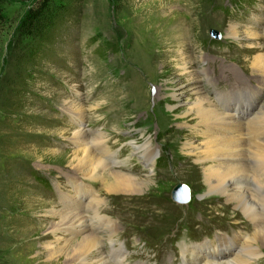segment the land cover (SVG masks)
Instances as JSON below:
<instances>
[{"label": "rangeland", "instance_id": "obj_1", "mask_svg": "<svg viewBox=\"0 0 264 264\" xmlns=\"http://www.w3.org/2000/svg\"><path fill=\"white\" fill-rule=\"evenodd\" d=\"M67 2L68 13L40 55L24 59L14 45L30 2L1 6L0 264L65 263L64 255L48 262L45 246L54 241L52 212L74 199L80 211L88 201L72 185L102 200L99 215L116 224L114 241L127 256L119 253L121 264H182L181 247L206 254L237 249L253 225L223 198L208 195L202 170L208 163L198 164L182 147L200 141L190 127L196 120L182 119L187 105L170 96L188 90L179 69L188 61L190 69L203 67L206 78L196 86L217 107L240 108L234 113L243 122L252 117L264 104V80L253 68L254 57L264 55V0ZM231 26L249 37L229 36ZM75 108L85 114L80 123ZM78 129L94 139L104 132L115 168L144 182L141 191L108 193L78 176L71 139ZM144 143L157 150L147 167L129 151ZM177 184L189 188L186 204L171 198ZM103 245L108 259L115 244ZM260 251L264 264V245Z\"/></svg>", "mask_w": 264, "mask_h": 264}, {"label": "bare ground", "instance_id": "obj_2", "mask_svg": "<svg viewBox=\"0 0 264 264\" xmlns=\"http://www.w3.org/2000/svg\"><path fill=\"white\" fill-rule=\"evenodd\" d=\"M228 33L237 40L249 37L246 32L241 37L236 26H231ZM246 46L249 50L256 48L252 45ZM182 56L183 54H180V57ZM253 64V68L260 73L258 80L263 81L264 55H256ZM189 65L190 63L186 61L179 66L181 67L179 69L184 71L181 73L187 76L188 86L186 84L185 86L188 90L186 93L174 92L170 96L174 101L187 105V110L181 115L182 119L196 120L190 127L192 135L200 137V141L197 143L191 139L185 142L182 146L183 151L187 155H196L198 164L208 163L202 166L208 195H217L223 198L225 203L237 208L244 221L253 225V229L249 235H240L242 240H238L234 245L238 247L235 250L230 248L206 254L195 247L191 250L188 247H181V263L258 264L263 258L259 252L264 245V104L260 105L250 119L247 118L245 119L247 121L243 122L234 113L240 108L230 107L228 104L217 107L218 105L216 106V103L205 94L204 89L196 86L200 78L204 77L202 79L204 82L206 74L202 70L203 67L193 70ZM204 84L209 88L210 84H206V81ZM187 92L193 96L192 99L187 97ZM218 94L221 96V93ZM75 112L78 114L75 116L76 120L80 123L85 114L79 108L72 110V113ZM102 133L96 136V139L90 138L87 130L78 129L72 133V145L75 148L72 155L76 174L89 182L101 183L108 193L140 192L144 182L115 168L117 163L112 162L114 152L105 147V135ZM129 151L143 166L147 167L155 162L157 150L149 143L136 144L130 147ZM106 178H109L107 182L104 181ZM72 186L76 191L80 190L78 196L87 197L88 201L86 205L84 202L81 203L80 211L78 209L80 202L74 199L75 201L65 204L63 210L52 212L57 222L49 227L50 231L48 230L54 237L53 243L45 246L47 252L45 255L47 260L50 259L48 262L51 263L53 258L64 255V264H110L111 260L121 264L119 253L125 260L127 256L123 249L122 251L119 249L121 244L114 241L116 224L99 215V204L102 200L98 195L90 194L89 197V192L84 190L85 187L80 189L76 185ZM62 198L68 200L67 197ZM75 236H79V239L73 242ZM104 242L109 246L115 244L110 246L108 259L103 254Z\"/></svg>", "mask_w": 264, "mask_h": 264}, {"label": "trees", "instance_id": "obj_3", "mask_svg": "<svg viewBox=\"0 0 264 264\" xmlns=\"http://www.w3.org/2000/svg\"><path fill=\"white\" fill-rule=\"evenodd\" d=\"M6 1L30 2L16 26L14 51L21 53L20 57L23 59L28 53H33V56L36 53L40 55L39 49L45 45L59 21L68 13V0H0V28L6 21L1 10L2 4ZM24 42L29 44H23ZM29 45L31 49L28 48ZM19 46H22L20 50L16 48ZM21 58L18 62H22Z\"/></svg>", "mask_w": 264, "mask_h": 264}, {"label": "water", "instance_id": "obj_4", "mask_svg": "<svg viewBox=\"0 0 264 264\" xmlns=\"http://www.w3.org/2000/svg\"><path fill=\"white\" fill-rule=\"evenodd\" d=\"M171 198L179 204H186L190 199L189 188L185 184H177L171 193Z\"/></svg>", "mask_w": 264, "mask_h": 264}]
</instances>
